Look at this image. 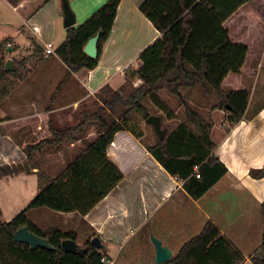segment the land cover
Listing matches in <instances>:
<instances>
[{"label":"crops","instance_id":"crops-1","mask_svg":"<svg viewBox=\"0 0 264 264\" xmlns=\"http://www.w3.org/2000/svg\"><path fill=\"white\" fill-rule=\"evenodd\" d=\"M106 1L69 0L75 26L82 24ZM143 1L121 0L112 32L95 68L67 76V65L54 53L42 59V66L25 75L0 103V167L26 160L27 138L49 136L50 115L60 125L65 122L59 120L61 114L68 117L66 123L75 124L72 113L79 111V106L88 98L105 86L116 91L125 85L126 69L161 36L140 11ZM245 5L224 22L225 27ZM12 14L19 23H11ZM64 17L62 0H18L16 4L0 0V42L9 40L23 46L34 37L43 46L53 43L55 51L57 34H61L62 41L67 34ZM61 22L64 29L60 30ZM26 30L33 35L27 36ZM19 36H22L20 40ZM243 43L249 46L244 65L239 73L228 74L221 87L224 91L247 90L248 104L242 118L235 123L225 121L224 110L219 105L210 107L215 119L211 132L217 144L215 153L228 172L203 196L191 197L183 187L184 181L170 174L148 151L142 136L120 130L108 146L107 154L124 177L89 212H62L43 206L26 210L27 217L41 229L57 227L75 231L81 246L95 236L100 237L106 264H157L152 236L169 247L173 257L211 221L245 256L242 264H253L250 256L262 244L264 229V38L260 45ZM47 79L60 81V96H68L75 90L78 98L72 103L45 106L42 101ZM136 80L139 79L132 80L134 87ZM89 128L93 131L87 137L93 139L97 136L96 129ZM77 144L83 141L77 140L69 148L76 152L82 148V145L76 147ZM32 171L1 176L2 220H12L37 194V169Z\"/></svg>","mask_w":264,"mask_h":264},{"label":"trees","instance_id":"trees-1","mask_svg":"<svg viewBox=\"0 0 264 264\" xmlns=\"http://www.w3.org/2000/svg\"><path fill=\"white\" fill-rule=\"evenodd\" d=\"M9 1L17 3V0ZM251 1L144 0L140 4V11L161 32V36L141 52L139 67L129 66L125 71L129 80L139 79L141 84L134 87V92L126 98L118 90L103 87L101 92L111 89L110 99L103 94L102 102L96 109L85 107L80 110L79 120L75 124L60 125L54 121V115H50V136L24 147L27 158L23 163L0 167V178L6 174L31 173L36 168L39 180L37 194L12 220H2L0 207V264H106L102 260V250L95 248L91 241L84 245L87 247L84 256L66 252L62 248V240H77V233L57 227L41 229L27 217L26 210L45 206L62 212L86 214L123 179V172L109 158L107 148L118 131L136 133L128 126L130 117L127 111L120 119L113 116L116 105L137 109L146 119L150 115L142 104L143 98L149 96L158 105L162 90L178 96L185 104L187 122H180L172 129L162 124L166 131L164 138L157 136L156 143L147 146L148 151L170 174L184 181V189L194 199L203 196L227 174L228 168L216 155L217 144L211 138L213 121L206 120L185 103L181 89L200 85L207 94L214 91L222 98L221 109L229 105L230 122L235 123L242 118L249 92L224 91L221 85L228 74L241 71L249 46L234 41L224 22L243 4ZM120 2L107 0L82 24L66 29V38L54 53L67 65V76L98 65ZM99 31V55L92 58L84 52V47ZM30 40L42 53L43 47L38 41L34 37H30ZM8 44L9 40L0 42L3 52L8 51ZM14 63L15 71H5L0 60V103L17 85L12 78L22 79L15 60ZM91 126L95 127L97 136L88 139L86 131ZM77 140H82L85 146L58 175L50 176L39 162H35V154L53 150L59 152L63 146ZM24 225L48 239L55 250H32L28 244L17 242L13 235ZM245 259L209 221L200 234L187 241L176 255L163 264H242ZM250 260L253 264H264V229L262 244L250 256Z\"/></svg>","mask_w":264,"mask_h":264},{"label":"rangeland","instance_id":"rangeland-1","mask_svg":"<svg viewBox=\"0 0 264 264\" xmlns=\"http://www.w3.org/2000/svg\"><path fill=\"white\" fill-rule=\"evenodd\" d=\"M18 1V0H17ZM264 0H253L251 2L246 3V5L235 15L234 21H229L227 23V26L230 27V35L233 38L234 41H240V42H247V43H254L256 42L257 45L261 44V40L264 38ZM11 23L16 24L19 23V19L15 15H11ZM246 26V29H245ZM13 30H17L16 27H13ZM63 28V23L60 24V30ZM243 29H245L243 31ZM27 36H32L30 30H26ZM67 35V34H66ZM22 38V36H19V40ZM66 38V36H65ZM46 40V39H45ZM65 40V39H64ZM63 40V41H64ZM38 43L43 47L42 53H40L38 47L36 45H33L30 41L29 44L20 46L16 44L14 41H10L11 45H8V47H11L13 51H2L0 48V60H2L3 65L5 66L7 59L13 58L15 62L18 65V74L22 77V79L18 78H12L13 81L18 85L21 80L25 78V75L32 72L33 69H39L43 63H40L42 59L45 57H49L54 55L53 54H47L45 51V46H43L39 40H37ZM61 39V34H57V36L54 39L55 46H58L61 42H63ZM140 65V58L136 59L131 66L133 67H139ZM262 76L264 78V71L262 73ZM60 81L53 82L52 80H45V88L43 91V99L42 103L47 106L49 104L57 103V104H67L72 103L71 101L78 98L76 96V91L73 90L70 95L68 96H60L58 85ZM125 85L118 90L121 92L123 97H128L132 92H134V84L132 80H129L127 82H124ZM136 86L140 85L141 81L136 80L135 82ZM16 85V87H17ZM15 87V88H16ZM13 89V91L15 90ZM12 91V92H13ZM11 92V93H12ZM101 92V91H100ZM97 93L94 96H91L86 100V102H83L81 106H79V111L72 113V120H76L75 123L79 120V112L85 107H89V109L94 110L96 109L100 103L102 102L101 96L104 94V96H107L110 99V93L111 89H106L101 93ZM182 94L185 97V103L190 105L193 109L196 111L198 110L201 112L206 120L213 121L214 118L212 115V112L210 110V107L215 105H220L222 98L218 96L214 91L209 92L208 94L204 92V89L200 85H196L194 87H186L181 89ZM161 103L156 104L152 101V99L149 96H146L142 99V104L145 106V109L149 115H160L163 119V125L172 129L180 122H183L184 120L187 121L186 117V111H185V104L180 100V98L174 94H171L167 92L166 90H162L159 92ZM163 107L164 110H161L160 107ZM214 108V107H213ZM201 110V111H200ZM224 110V119L227 122L229 121V112L227 109ZM128 113V116L130 117V121L128 123V126H130L135 133L140 137L142 136V142L146 146L154 145L157 141V135L155 133V130L152 125L146 123V119L143 115V113L137 109H129L128 107H122L120 105H116L115 110L113 111V116L117 119H120V116L126 112ZM197 111V112H198ZM198 112V113H199ZM49 115V114H48ZM66 119L68 121V117H65L63 114H61V117H59V120L65 121L63 125L67 124ZM69 124V123H68ZM0 129L2 130L1 126ZM49 130V128H48ZM93 131V129H88L86 132L87 136L91 135L90 133ZM51 134V133H50ZM50 136V135H49ZM45 137L43 135H40L37 138L28 137L27 138V144L24 145L26 147L29 143H35L39 139H44ZM38 139V140H37ZM20 143L23 141H20L17 139ZM78 145V144H77ZM82 148L85 146L83 144ZM76 146V147H79ZM78 151L73 152V148H69V144L63 146L61 149V153H57L56 151H47L43 154H35V162H39L42 169H44L50 176H56L61 171H64L68 163L78 154L81 149Z\"/></svg>","mask_w":264,"mask_h":264},{"label":"water","instance_id":"water-1","mask_svg":"<svg viewBox=\"0 0 264 264\" xmlns=\"http://www.w3.org/2000/svg\"><path fill=\"white\" fill-rule=\"evenodd\" d=\"M62 8L65 16L64 27L69 28L71 26H74L76 24V18L69 0H62ZM99 37L100 31L95 36L91 37L84 47V52L92 58H97L99 55L97 47ZM8 51H12V48H8ZM15 69L16 66L14 60L11 58L7 59L5 64V71H15ZM226 109H230L229 105H226ZM146 123L153 126L155 133L160 139L164 138L166 131L163 128V119L160 115H150L148 118H146ZM13 237L17 242L28 244L32 250H35L37 248H46L51 251L55 250V247L50 244L48 239L31 231L28 225H24L18 228L15 231ZM152 241L156 249L155 262L157 264L168 262L172 258V250L169 247L165 246L160 239L154 236H152ZM91 244L97 249L103 248L102 240L98 236H95L91 239ZM61 245L66 252L75 253L81 256H84L87 251V247L81 246L77 242V240L73 239H64L62 240Z\"/></svg>","mask_w":264,"mask_h":264},{"label":"built area","instance_id":"built-area-1","mask_svg":"<svg viewBox=\"0 0 264 264\" xmlns=\"http://www.w3.org/2000/svg\"><path fill=\"white\" fill-rule=\"evenodd\" d=\"M8 45H11L10 43ZM45 51L46 53L49 55V54H53L55 51H54V47H53V43L49 42V43H46L45 44ZM177 178V177H176ZM178 179V178H177ZM103 262H107V258L104 256L103 257Z\"/></svg>","mask_w":264,"mask_h":264}]
</instances>
